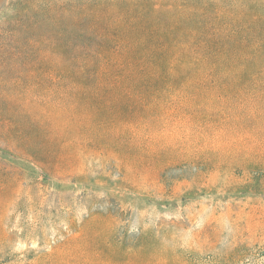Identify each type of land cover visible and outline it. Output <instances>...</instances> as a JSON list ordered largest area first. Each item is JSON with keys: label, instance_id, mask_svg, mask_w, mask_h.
Here are the masks:
<instances>
[{"label": "trees", "instance_id": "16d2710c", "mask_svg": "<svg viewBox=\"0 0 264 264\" xmlns=\"http://www.w3.org/2000/svg\"><path fill=\"white\" fill-rule=\"evenodd\" d=\"M171 121L192 131L185 147L236 148L229 161L257 171L260 186L264 0H6L0 7V140L45 166L56 158L62 176L137 208L149 199L135 193L136 174L160 184L178 160L194 162L189 151L169 152ZM92 156L117 162L119 175L87 177L83 162ZM92 218L79 233L87 235ZM90 233L86 260L40 264H183L146 234L118 247Z\"/></svg>", "mask_w": 264, "mask_h": 264}, {"label": "rangeland", "instance_id": "374dc122", "mask_svg": "<svg viewBox=\"0 0 264 264\" xmlns=\"http://www.w3.org/2000/svg\"><path fill=\"white\" fill-rule=\"evenodd\" d=\"M168 129L175 142L171 155L186 150L194 162L178 160L165 169L160 184L136 174L130 180L135 193L149 199L138 201L137 208L62 176L56 158L45 166L0 140V148L8 150H0V264L86 260L91 231L118 247L146 234L156 249L173 252L183 264H264V179L258 186L257 171L229 161L236 148L216 142L185 147L189 126L171 121ZM83 172L90 179L98 172L116 178L119 168L92 156ZM96 214L113 217L102 221ZM91 216L87 235L79 233Z\"/></svg>", "mask_w": 264, "mask_h": 264}]
</instances>
